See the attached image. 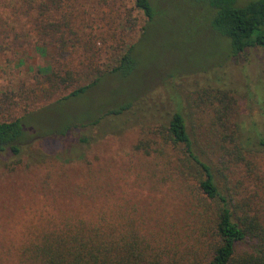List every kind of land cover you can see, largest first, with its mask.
<instances>
[{"label":"rangeland","instance_id":"rangeland-1","mask_svg":"<svg viewBox=\"0 0 264 264\" xmlns=\"http://www.w3.org/2000/svg\"><path fill=\"white\" fill-rule=\"evenodd\" d=\"M202 1L149 0L155 15L142 33L145 19L132 0H78L66 43L45 45L37 26L23 27L13 41L0 3V121L21 117L25 133L19 153L0 151V264H19L44 233L65 222H94L99 212L117 230L131 226L183 261L209 253L216 203L198 188V167L161 133L176 101L186 126L198 128L200 155L217 184L227 183L238 202L264 203V156L251 168L222 158L203 127L218 89L231 99L242 139L252 126L260 129L264 48L229 57ZM130 44L134 69L109 72ZM98 73L86 93L61 100ZM125 102L120 114L107 113ZM94 116L96 124L65 132ZM81 133L88 143L76 141Z\"/></svg>","mask_w":264,"mask_h":264},{"label":"trees","instance_id":"trees-1","mask_svg":"<svg viewBox=\"0 0 264 264\" xmlns=\"http://www.w3.org/2000/svg\"><path fill=\"white\" fill-rule=\"evenodd\" d=\"M0 3L1 6L4 3L2 12L8 8L13 41L23 36V27L32 31L37 26L41 28L39 33L45 45L57 40L66 43L70 18L78 0H6ZM132 3L145 19L140 26L143 33L155 15V9L149 0H132ZM202 5L208 10L210 29L226 40L229 57L237 56L247 48H264V0H203ZM3 15L0 12V21L6 22ZM56 34L58 38H55ZM132 48L133 44H130L109 72L126 76L134 69L136 61L131 54ZM102 76L103 73H98L90 82L72 88L61 100L80 97ZM212 91L209 96L212 107L203 126L205 132L213 136L217 150L222 151V158L235 164L244 162L251 168L254 158L264 156V107L260 109V129L252 126L242 139L241 130L233 119L230 97L224 90ZM208 98L199 97L201 101ZM128 103H120L107 113L120 114ZM97 120L94 116L86 121L69 123L65 132L81 130L96 124ZM192 127L193 130L186 126L185 115L176 101L161 133L165 143L179 147L186 159L198 167L201 174L198 188L216 203L210 226L212 245L209 253L183 261L181 255L170 254L161 242L149 241L131 226L122 225V229L117 230L116 225L105 222L103 213L99 212L94 222H65L44 233L37 243L26 248L19 264H195L191 261L194 258L199 259V264H264V203L253 208L247 201L238 202L227 183L217 184L210 165L200 155L198 128ZM155 131L156 128L152 132ZM81 134L76 141L88 143L89 139ZM24 136L21 117L0 121V151L19 153ZM134 148L146 149V146L137 143ZM68 161L65 155V162Z\"/></svg>","mask_w":264,"mask_h":264}]
</instances>
